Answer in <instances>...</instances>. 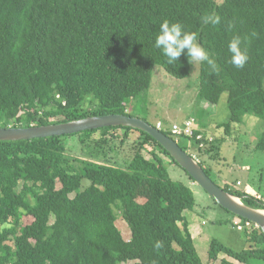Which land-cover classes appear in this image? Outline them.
<instances>
[{
    "label": "trees",
    "instance_id": "1",
    "mask_svg": "<svg viewBox=\"0 0 264 264\" xmlns=\"http://www.w3.org/2000/svg\"><path fill=\"white\" fill-rule=\"evenodd\" d=\"M211 15L220 23L205 24ZM165 19L197 33L214 59L215 70L199 63L196 98L217 105L227 93L229 121L220 124L225 133L244 115L264 122V0H0V128L135 117L127 107L147 92L155 66L178 80L191 72L186 50L168 64L155 47ZM234 36L249 56L239 69L228 51ZM116 131L121 144L133 133L142 137L123 167L66 153L65 137L85 144L96 132L98 142L107 135L117 139ZM161 131L188 152L173 133ZM197 135L195 129L187 138L206 154L202 145L209 141ZM256 149H264V129ZM167 164L179 167L151 136L129 127L0 141V264H203L184 216L196 206L194 193L172 180ZM217 185L264 210L261 200ZM118 216L129 228L128 240L116 226ZM244 233L248 248L235 251L212 240L209 260L223 254L221 264L264 262V233L255 227Z\"/></svg>",
    "mask_w": 264,
    "mask_h": 264
},
{
    "label": "rangeland",
    "instance_id": "2",
    "mask_svg": "<svg viewBox=\"0 0 264 264\" xmlns=\"http://www.w3.org/2000/svg\"><path fill=\"white\" fill-rule=\"evenodd\" d=\"M215 2L220 3L222 0ZM198 69L199 63L192 62L189 77L178 80L165 73L162 67L155 66L149 89L138 99L130 102L128 110L135 117L145 118L152 125L161 122L167 131L171 125H182L191 118L194 119L193 129L197 128L196 119L207 121L206 131L203 132L209 133V137H206L209 142L202 145L204 146L202 150L206 149L208 152L201 154L200 162L210 170L212 179L220 186L228 184L234 190L247 191L252 197L264 199V149H256L264 122L252 115H244L239 124L232 125L227 135L224 128L220 127V124L229 121L227 93L222 94L217 105L198 101L196 98ZM113 135H116L117 139L107 135L98 142L101 135L96 132L85 144H82L77 136L65 137L63 140L66 143V153L71 158L123 167L134 152V143L142 137L138 133H133L124 144H121L122 132L116 131ZM175 139L190 154L197 150L187 137ZM167 170L172 180L189 186L190 180L177 165L167 164ZM88 184L89 181H82L83 186ZM190 187L196 202L193 211L198 219H192V212H185V215L190 222L198 221L199 225L200 221H204L201 233H196L192 227L194 244L202 263L220 264L219 260L212 261L208 258L212 240H217L235 251L248 248L244 230H237L235 226V223L241 221L240 218L220 207L196 183H192ZM116 226L122 237L128 240L130 231L120 216L116 220ZM125 264L137 262L130 261ZM254 264L264 262L254 261Z\"/></svg>",
    "mask_w": 264,
    "mask_h": 264
},
{
    "label": "water",
    "instance_id": "3",
    "mask_svg": "<svg viewBox=\"0 0 264 264\" xmlns=\"http://www.w3.org/2000/svg\"><path fill=\"white\" fill-rule=\"evenodd\" d=\"M105 127H129L151 136L194 182L223 209L242 220L255 224L264 233V210L244 205L238 197L232 196L219 187L203 170L198 161L182 149L176 141L162 131L138 117L123 114L90 116L69 122L30 127L0 128V141L32 140L46 137H58L78 134L84 131Z\"/></svg>",
    "mask_w": 264,
    "mask_h": 264
},
{
    "label": "clouds",
    "instance_id": "4",
    "mask_svg": "<svg viewBox=\"0 0 264 264\" xmlns=\"http://www.w3.org/2000/svg\"><path fill=\"white\" fill-rule=\"evenodd\" d=\"M204 23L219 24L220 17L211 15L203 18ZM242 40L239 36H234L228 43V51L231 54L230 62L236 68H243L247 63L249 56L247 49L242 47ZM155 47L161 49L163 55L167 58V63L177 62L178 58L185 53L194 63L206 62L214 70L216 63L211 58L210 53L198 41L197 33L186 31L179 22H170L165 19L159 26V32L155 39ZM162 247L161 241H156L155 249Z\"/></svg>",
    "mask_w": 264,
    "mask_h": 264
},
{
    "label": "built area",
    "instance_id": "5",
    "mask_svg": "<svg viewBox=\"0 0 264 264\" xmlns=\"http://www.w3.org/2000/svg\"><path fill=\"white\" fill-rule=\"evenodd\" d=\"M193 125H194V119L191 118L190 120L185 121L182 125H178V124L171 125L169 131L173 133L175 137H192L194 135V130H195L193 129ZM156 128L159 129L160 131L164 130L163 124H161L160 122L157 123ZM196 139L201 140L202 136L197 135ZM254 198L257 200H261L264 203V199L260 197H254ZM240 220H241L240 222L235 223L237 230L242 231V230L252 229V227L258 228L255 224H253L250 221H247V220L243 221L242 219Z\"/></svg>",
    "mask_w": 264,
    "mask_h": 264
},
{
    "label": "crops",
    "instance_id": "6",
    "mask_svg": "<svg viewBox=\"0 0 264 264\" xmlns=\"http://www.w3.org/2000/svg\"><path fill=\"white\" fill-rule=\"evenodd\" d=\"M206 123H207V121H205V120H195V125H196V130L197 131H199V133L202 135V136H204L205 138L206 137H209V133H208V135H207V133H205V132H203V131H206L205 129H206ZM192 155H194V156H198L197 158L200 160V156L201 155H199L198 154V151L197 150H195L193 153H192ZM202 160V159H201ZM165 161H167V162H169L168 161V159L167 158H165ZM238 182V181H237ZM192 184V182L190 181V184H189V186ZM193 188V187H192ZM242 192H244V193H246V194H248V195H250L247 191H242ZM194 210V209H193ZM188 211V212H192V214H191V217H192V219H194V218H197L198 219V216H197V214L194 212V211ZM184 216H185V218H186V220H187V223H188V230H189V232H190V234H191V236H192V239H193V242H194V236H193V232H192V227L195 229V231H196V233H201L200 232V229L202 228V226L204 225V221L202 220V221H200V225L198 224V221H194V222H190V220H188L187 219V217H186V215H185V213H184ZM197 222V223H196ZM202 235H200V237H201ZM246 241H247V239H246ZM247 243H248V241H247ZM249 244V243H248ZM195 245V244H194ZM249 247V246H248ZM196 248V247H195ZM244 249H246V248H244ZM225 258V255H223V254H220V255H218V258L216 259V260H219L220 262V264H221V260L222 259H224ZM215 260V261H216ZM254 261H259V260H254ZM254 261H252V264H254Z\"/></svg>",
    "mask_w": 264,
    "mask_h": 264
}]
</instances>
